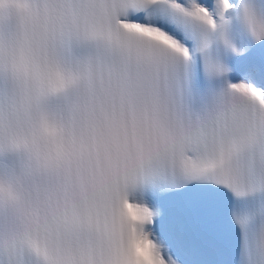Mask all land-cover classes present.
I'll use <instances>...</instances> for the list:
<instances>
[{
    "label": "snow or ice",
    "instance_id": "1",
    "mask_svg": "<svg viewBox=\"0 0 264 264\" xmlns=\"http://www.w3.org/2000/svg\"><path fill=\"white\" fill-rule=\"evenodd\" d=\"M0 264H264V0H0Z\"/></svg>",
    "mask_w": 264,
    "mask_h": 264
}]
</instances>
